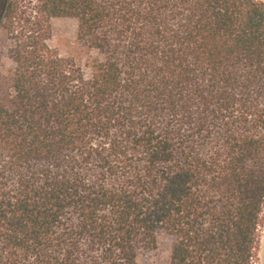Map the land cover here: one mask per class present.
Wrapping results in <instances>:
<instances>
[{
  "label": "trees",
  "instance_id": "16d2710c",
  "mask_svg": "<svg viewBox=\"0 0 264 264\" xmlns=\"http://www.w3.org/2000/svg\"><path fill=\"white\" fill-rule=\"evenodd\" d=\"M0 264H258L264 2L1 0ZM78 21L87 75L48 42ZM2 85L0 84V90Z\"/></svg>",
  "mask_w": 264,
  "mask_h": 264
},
{
  "label": "rangeland",
  "instance_id": "374dc122",
  "mask_svg": "<svg viewBox=\"0 0 264 264\" xmlns=\"http://www.w3.org/2000/svg\"><path fill=\"white\" fill-rule=\"evenodd\" d=\"M260 1L264 2V0ZM51 25L52 37L48 42L49 46L58 51L62 57L74 60L84 73L88 75L90 66L96 60H100L101 55L79 38L78 21L72 18H54L51 20ZM14 45V36L8 33L4 27H0V84L2 85L0 93L3 90H7V80H9L11 72L15 68V64L10 59ZM259 235L260 252L258 264H264V224L260 229ZM173 244V238L163 232L159 233L157 247L154 250L142 252L138 258V264H168Z\"/></svg>",
  "mask_w": 264,
  "mask_h": 264
}]
</instances>
